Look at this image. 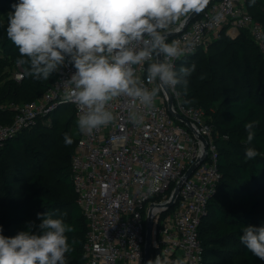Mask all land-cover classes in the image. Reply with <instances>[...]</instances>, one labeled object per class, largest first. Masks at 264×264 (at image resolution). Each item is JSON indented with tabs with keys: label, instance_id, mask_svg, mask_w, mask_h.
Returning a JSON list of instances; mask_svg holds the SVG:
<instances>
[{
	"label": "built area",
	"instance_id": "2783aa9c",
	"mask_svg": "<svg viewBox=\"0 0 264 264\" xmlns=\"http://www.w3.org/2000/svg\"><path fill=\"white\" fill-rule=\"evenodd\" d=\"M217 14L222 19L214 23L212 18ZM185 21L175 27L168 42L178 40L181 46L191 45L190 54L208 46L224 30L235 37L230 32L233 28L238 30L237 34L247 29L264 54V28L249 12L247 0H210L203 12L186 25ZM74 72V67L66 63L55 72L52 86L34 100L1 105V109L12 110L13 119L0 123V147L63 104L72 105L78 120L77 106L64 101V90L71 87L65 81ZM140 74L147 87L156 86L147 83L146 72ZM24 77V66L18 65L13 78L20 82ZM168 89L173 109L188 118L196 132L171 114L163 88L155 110L137 105L144 113V122L139 126L128 120L129 102L121 98L111 105L117 117L113 124L94 130L91 135L80 133L71 160V178L87 220L84 264H146L149 216V260L160 255L170 264L177 259H183L185 264L203 261L199 226L222 179L217 135L202 107L186 104L178 88ZM200 135L207 142L205 160L183 181L173 205L168 206L177 183L204 155L205 143ZM154 180L158 182L153 191L150 188Z\"/></svg>",
	"mask_w": 264,
	"mask_h": 264
},
{
	"label": "clouds",
	"instance_id": "9594fccd",
	"mask_svg": "<svg viewBox=\"0 0 264 264\" xmlns=\"http://www.w3.org/2000/svg\"><path fill=\"white\" fill-rule=\"evenodd\" d=\"M255 0H251L254 4ZM210 0H18L8 13L7 37L28 65L26 75L48 81L66 63L75 72L65 81L64 101L78 109L77 126L81 133L113 124L117 117L112 102L124 98L129 102L127 118L139 126L144 110H155L163 88L185 93L188 77L196 69L175 61L190 54L191 45L181 46L178 40L168 42L175 27L191 14L203 12ZM217 14L212 20L219 23ZM147 65L145 68L144 66ZM139 70V71H138ZM146 72L149 88L142 79ZM180 96V92H176ZM256 122L244 125L247 143L255 139ZM65 145H72L69 134ZM246 159L259 155L254 146L245 149ZM157 180L150 190H155ZM66 215V214H65ZM27 222V230L14 237L2 234L0 226V264H67L66 254L74 251L66 233L74 228L48 211L38 213ZM240 242L256 257L264 260V227L245 226ZM148 264H170L158 255ZM174 264H185L177 259Z\"/></svg>",
	"mask_w": 264,
	"mask_h": 264
},
{
	"label": "trees",
	"instance_id": "16d2710c",
	"mask_svg": "<svg viewBox=\"0 0 264 264\" xmlns=\"http://www.w3.org/2000/svg\"><path fill=\"white\" fill-rule=\"evenodd\" d=\"M14 3H18V0H0V14L13 10L11 6ZM259 3L264 5V0H255L254 4L247 0V8L264 28V8L261 9ZM7 26L8 19L0 23V49L6 56L19 55L18 48L7 37ZM227 40L234 41V48L227 52L225 66L240 85L241 92L229 97L218 107L219 121L216 124H213L197 91L187 87L185 93L181 86H177L186 104L204 109L207 119L213 124L219 149L218 165L222 179L199 226L200 241L204 246L201 264H264V260L254 256L240 242L242 227H264V54L247 29H241L236 37L227 35L224 30L209 47L216 50L217 44ZM206 51L200 48L181 57L176 68L195 64L194 73L215 77L221 56L218 51ZM23 66L26 73L28 65ZM55 79L56 73L48 81L36 80L25 74L20 84L16 83L8 92L1 94L0 102L21 104L32 101L51 87ZM63 105L48 115L57 128L58 119L55 116ZM0 114L3 117L0 118V123H9L13 119L12 110L0 109ZM73 117L76 118L75 112ZM72 122L69 118L61 131V157L56 168L58 179L66 186L64 194L39 172L41 160L46 157L29 143L28 138L39 123L7 140L0 147V202L5 208L4 224L17 226L12 233L2 234L14 237L19 231L27 230V222L35 221L38 224V213L50 211L54 218H62L74 228L72 233H66L69 244L74 249L66 254L67 264H84L83 245L86 240L87 220L77 202L71 178V160L81 132L78 126L71 127ZM248 122H256L257 125L256 136L251 144L247 143V132L244 128ZM66 133L73 139L70 146L64 143ZM234 136L240 140L235 158L219 143L220 138H223L222 141L228 140V145H235ZM249 146H254L259 152L252 160L246 159L245 149ZM27 171V183L23 191H18V182Z\"/></svg>",
	"mask_w": 264,
	"mask_h": 264
},
{
	"label": "rangeland",
	"instance_id": "374dc122",
	"mask_svg": "<svg viewBox=\"0 0 264 264\" xmlns=\"http://www.w3.org/2000/svg\"><path fill=\"white\" fill-rule=\"evenodd\" d=\"M258 6L261 9L262 7L264 8V5L261 3H259ZM12 11L14 10L9 12ZM9 12L0 14V23L8 19ZM233 42L234 41L230 40L221 42L216 45V50L209 47V45L204 48V50H207L206 53L218 51L221 56L215 77L213 75L200 76V74L194 72L190 77H188V89L197 91V94L203 100L204 108L209 111V116L211 117L213 124H216L217 121H219V118L217 117L218 107L229 97H233L241 92L240 85H238L233 79V76L228 73V69L225 66V61H227L228 57L226 54L230 49L234 48ZM248 46L249 49H251L250 43H248ZM18 59H24V57H21L20 54L6 56L0 49V97L1 94L3 95V93L8 92L9 88L15 86L16 83L20 84V82H16L13 78V73L19 65L16 63ZM7 104L8 103L6 102H0V109L1 105ZM58 111V114L55 116L58 119V128L54 125L51 117H40L37 122L39 125L36 129H34V131H32V133H30L28 138L29 143L38 148V150L42 151L46 157V159L41 160L39 172L41 175L47 177V179L64 194L66 192V186L58 179L56 170L61 157V131L69 118L73 121L71 127L77 126V120L73 117L74 110L71 105H63L58 109ZM0 118L3 119L1 114ZM222 140L223 138H220L219 143L229 151V155L231 157L235 158V153L239 149L240 145L239 138L234 136L233 140L235 141V145H228V140ZM28 178L29 172L27 171L23 179L18 182V191H23ZM4 213L5 208L0 202V226L3 228L2 233L9 234L15 231L17 226H6L4 224Z\"/></svg>",
	"mask_w": 264,
	"mask_h": 264
},
{
	"label": "water",
	"instance_id": "95a60500",
	"mask_svg": "<svg viewBox=\"0 0 264 264\" xmlns=\"http://www.w3.org/2000/svg\"><path fill=\"white\" fill-rule=\"evenodd\" d=\"M198 14H191L185 21V25L191 20L193 19L194 17H196ZM175 34V32H172L169 36ZM167 92V95H168V98H167V102H168V106H169V110L171 112V114L181 120L182 122H184L185 124H187L194 132H196V129L192 126L190 120L184 116H182L179 112H176L174 109H173V97L169 91L168 88H164ZM200 138L204 141L205 143V147H204V155L202 157H199L197 159V161L195 163H193L190 168L186 171V173L184 174V176L180 179V181L177 183L176 185V188L173 192V197H172V200L168 203V206H171L173 205L175 199L177 198L178 196V193H179V189L183 183V181L185 179H187L191 174L192 172L194 171V169L198 166V164L202 161L205 160V156H206V152H207V142L205 140V138L200 135ZM151 234H152V219H151V216L148 217V220H147V225H146V247H145V261H146V264L148 263V260H149V251H150V245H151Z\"/></svg>",
	"mask_w": 264,
	"mask_h": 264
},
{
	"label": "crops",
	"instance_id": "0c3cea01",
	"mask_svg": "<svg viewBox=\"0 0 264 264\" xmlns=\"http://www.w3.org/2000/svg\"><path fill=\"white\" fill-rule=\"evenodd\" d=\"M230 32H231L233 35H234V34L237 35L238 30L233 28V29L230 30Z\"/></svg>",
	"mask_w": 264,
	"mask_h": 264
}]
</instances>
